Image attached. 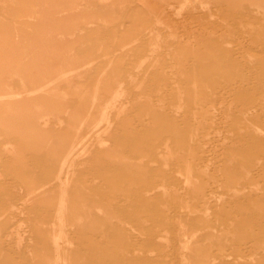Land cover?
Here are the masks:
<instances>
[{"label": "rangeland", "instance_id": "1", "mask_svg": "<svg viewBox=\"0 0 264 264\" xmlns=\"http://www.w3.org/2000/svg\"><path fill=\"white\" fill-rule=\"evenodd\" d=\"M207 256L264 264V0H0V264Z\"/></svg>", "mask_w": 264, "mask_h": 264}, {"label": "bare ground", "instance_id": "2", "mask_svg": "<svg viewBox=\"0 0 264 264\" xmlns=\"http://www.w3.org/2000/svg\"><path fill=\"white\" fill-rule=\"evenodd\" d=\"M219 26V25H218ZM252 36V35H251ZM243 42V41H242ZM240 44V43H239ZM138 69H139V67H138ZM121 75V74H120ZM134 75V74H133ZM140 75V74H139ZM99 82V81H98ZM219 96V95H218ZM125 98V97H124ZM138 99V98H137ZM201 105V104H200ZM256 111V110H255ZM230 113V112H229ZM193 116V115H192ZM104 119V118H103ZM210 127H212V126H210ZM106 131V130H105ZM258 131V130H257ZM224 132V131H223ZM226 132V131H225ZM208 142V141H207ZM75 147H76V145H74V146H72L71 147V149L70 150H68V152L66 153V158H65V160L61 163V165L59 166V168H58V170H57V176H56V179H57V181L59 182V184H60V187L64 190V189H66V187H67V185L62 181V176H63V174L65 173V169H66V167H67V164H68V162H69V160H71L72 158H74V156H75V153H76V149H75ZM205 150V149H204ZM209 153V152H208ZM207 153V154H208ZM214 153V152H213ZM260 163V162H259ZM62 193H64V191H62ZM65 195V194H64ZM68 195V194H67ZM67 203H68V200H67ZM59 210L56 212L57 213V215H56V217H57V219L61 222L62 220H63V218L65 217V214L66 213H68V208H67V205H66V202H64V201H60V203H59ZM84 208H85V205H84ZM203 208H205V209H207L206 208V202H203L202 203V207H201V209H203ZM26 212V211H25ZM202 212V211H201ZM87 214V213H86ZM105 214V213H104ZM88 215V214H87ZM209 220V219H208ZM112 221V220H111ZM64 223V222H63ZM121 223V222H120ZM124 224V223H123ZM109 226H111L112 227V225H110V223H109ZM110 227V228H111ZM113 228V227H112ZM207 229V228H206ZM108 232H110L109 230H108ZM100 234H101V232H100ZM164 235H167V234H164ZM193 235V234H192ZM85 237V239H86V245L87 244H90V237H89V234L88 235H85L84 236ZM60 238V237H59ZM187 238V237H186ZM191 238H192V236H191ZM190 238V239H191ZM53 239V238H52ZM138 239V238H137ZM160 240V239H159ZM186 240V239H185ZM194 240H195V238H194ZM208 240V239H207ZM137 241V240H136ZM135 242V241H134ZM187 242V241H186ZM220 242V241H219ZM187 244V243H186ZM217 244V243H216ZM185 246V248H186V246L187 245H184ZM18 248V247H17ZM184 248V247H183ZM221 248V247H220ZM219 248V249H220ZM222 249V248H221ZM209 250V249H208ZM184 252V251H183ZM187 252V251H186ZM211 252V251H210ZM186 254V253H185ZM208 254H209V252H208ZM185 258V257H184ZM187 260V259H186ZM203 260V259H202ZM60 262V261H59ZM70 262V261H69ZM187 262V261H186ZM124 263V262H123ZM122 263V264H123ZM129 263V262H128ZM205 264H214V262L213 261H211V259H210V257H206V259H205V262H204ZM184 264V263H183Z\"/></svg>", "mask_w": 264, "mask_h": 264}]
</instances>
